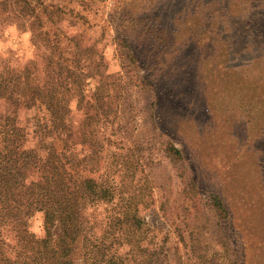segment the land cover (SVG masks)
Listing matches in <instances>:
<instances>
[{
    "label": "rangeland",
    "instance_id": "rangeland-1",
    "mask_svg": "<svg viewBox=\"0 0 264 264\" xmlns=\"http://www.w3.org/2000/svg\"><path fill=\"white\" fill-rule=\"evenodd\" d=\"M25 1L27 24L0 26V60H35L38 33L64 55L99 58L90 70L47 69L45 80L58 100H111L110 150L127 170L115 178L149 189L138 214L154 264H264V0ZM113 207L83 212L100 220ZM28 225L42 237V214Z\"/></svg>",
    "mask_w": 264,
    "mask_h": 264
},
{
    "label": "trees",
    "instance_id": "trees-1",
    "mask_svg": "<svg viewBox=\"0 0 264 264\" xmlns=\"http://www.w3.org/2000/svg\"><path fill=\"white\" fill-rule=\"evenodd\" d=\"M27 12L25 0H0V26L27 24ZM32 41L35 60L16 67L0 60V264H154L140 244L146 230L138 206L146 196L141 189H149L115 178L127 170L126 156L110 150L115 133L107 128L117 116L111 100H58L50 88L55 83L45 80L47 69L82 63L90 70L99 58L73 50L64 55L45 33L32 34ZM129 58L136 63L131 52ZM74 78L66 79L72 98ZM28 111L33 115L22 124L20 114ZM167 151L180 157L172 146ZM211 200L227 217L220 198ZM98 205L114 207L100 220L84 214ZM35 214L43 217L42 237L29 229Z\"/></svg>",
    "mask_w": 264,
    "mask_h": 264
}]
</instances>
